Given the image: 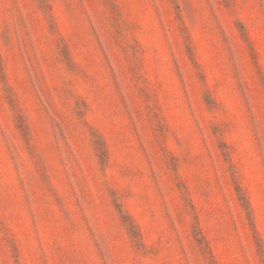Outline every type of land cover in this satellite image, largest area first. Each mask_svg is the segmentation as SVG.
Listing matches in <instances>:
<instances>
[{
  "label": "rangeland",
  "instance_id": "rangeland-1",
  "mask_svg": "<svg viewBox=\"0 0 264 264\" xmlns=\"http://www.w3.org/2000/svg\"><path fill=\"white\" fill-rule=\"evenodd\" d=\"M0 264H264V0H0Z\"/></svg>",
  "mask_w": 264,
  "mask_h": 264
}]
</instances>
